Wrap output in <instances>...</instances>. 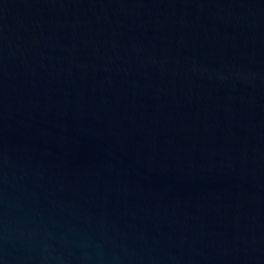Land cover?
Instances as JSON below:
<instances>
[{
  "label": "water",
  "instance_id": "obj_1",
  "mask_svg": "<svg viewBox=\"0 0 264 264\" xmlns=\"http://www.w3.org/2000/svg\"><path fill=\"white\" fill-rule=\"evenodd\" d=\"M0 264H264V0H0Z\"/></svg>",
  "mask_w": 264,
  "mask_h": 264
}]
</instances>
